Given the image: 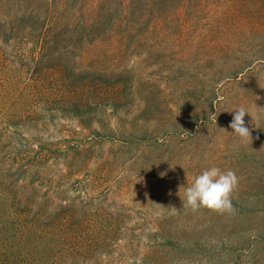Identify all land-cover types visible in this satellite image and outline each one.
I'll return each mask as SVG.
<instances>
[{
  "label": "rangeland",
  "instance_id": "obj_1",
  "mask_svg": "<svg viewBox=\"0 0 264 264\" xmlns=\"http://www.w3.org/2000/svg\"><path fill=\"white\" fill-rule=\"evenodd\" d=\"M191 1L111 0L98 45L42 39L47 0H0V203L45 211L27 264H264V0ZM212 166L238 177L231 214L182 205Z\"/></svg>",
  "mask_w": 264,
  "mask_h": 264
},
{
  "label": "trees",
  "instance_id": "obj_2",
  "mask_svg": "<svg viewBox=\"0 0 264 264\" xmlns=\"http://www.w3.org/2000/svg\"><path fill=\"white\" fill-rule=\"evenodd\" d=\"M48 10L51 12L54 8L60 9V19L55 18L47 28L42 39L47 41H57L64 34L68 40L76 44L92 43L104 44V42L118 35V26L110 24V14L113 5L109 3L111 0H102L96 16L88 17L85 12H81L85 5L82 3L78 11L69 14L72 2L66 0L63 6L58 5V0H47ZM139 0H129L128 16L132 15L139 6ZM168 0H149L152 9L159 11L164 8ZM183 6L189 7L191 0H180ZM61 5V4H60ZM151 9V11H152ZM66 20V21H64ZM109 20V21H108ZM123 19L118 24H123ZM108 26V31L107 27ZM93 37V38H92ZM95 37V38H94ZM119 38L123 39V31L119 34ZM95 39V42H94ZM243 71H241L242 73ZM5 194V193H4ZM27 206L22 209V205L16 202L0 203V264H27L25 260L31 258L34 242V231L37 224L45 219L44 210L34 211V202L28 201ZM36 212V213H35ZM28 264H33L28 263Z\"/></svg>",
  "mask_w": 264,
  "mask_h": 264
},
{
  "label": "clouds",
  "instance_id": "obj_3",
  "mask_svg": "<svg viewBox=\"0 0 264 264\" xmlns=\"http://www.w3.org/2000/svg\"><path fill=\"white\" fill-rule=\"evenodd\" d=\"M234 110L229 127L242 141L252 140L251 131L244 119L246 113H251L242 106ZM238 183L233 170L222 171L219 167L212 166L195 176L191 185L185 188L184 198H181L182 205L193 212L206 208L218 214H231L234 211L232 193Z\"/></svg>",
  "mask_w": 264,
  "mask_h": 264
}]
</instances>
